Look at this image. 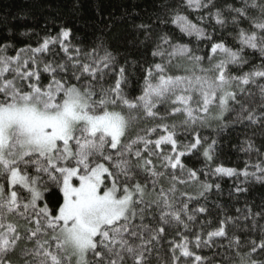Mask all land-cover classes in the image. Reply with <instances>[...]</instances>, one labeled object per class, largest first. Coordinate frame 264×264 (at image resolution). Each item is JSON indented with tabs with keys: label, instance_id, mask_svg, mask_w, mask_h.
<instances>
[{
	"label": "snow or ice",
	"instance_id": "1",
	"mask_svg": "<svg viewBox=\"0 0 264 264\" xmlns=\"http://www.w3.org/2000/svg\"><path fill=\"white\" fill-rule=\"evenodd\" d=\"M159 7L135 25L142 63L67 27L0 42V264H264V207L209 218L220 180L264 185V0ZM248 128L244 166L216 163Z\"/></svg>",
	"mask_w": 264,
	"mask_h": 264
},
{
	"label": "trees",
	"instance_id": "2",
	"mask_svg": "<svg viewBox=\"0 0 264 264\" xmlns=\"http://www.w3.org/2000/svg\"><path fill=\"white\" fill-rule=\"evenodd\" d=\"M164 2L165 0H0V42L11 43L16 48L29 44L35 47L45 35H56L61 27H67L72 29L71 40L74 44L82 42L83 45H89L99 38L119 53L121 62L126 57L129 61L142 63L152 59L151 46L139 44L143 33L138 32L135 25L152 23L150 17L161 11L159 5ZM191 18L195 19L194 16ZM164 30L174 31L171 26ZM176 35H180L178 31ZM182 42H188V38L184 37ZM192 43H195L194 38ZM228 43H233L231 38ZM133 91L134 94H139L135 86ZM253 132L259 133V130L229 129L222 133L219 136V158L216 163L242 168L247 156L239 152L236 146L245 135ZM206 134L213 135L211 132ZM254 138L258 146L264 145V137L257 134ZM186 163L189 167L200 168L203 166V157L190 158ZM219 182L221 191L217 193L214 190L209 197V218L219 219L221 209L216 207L218 204L226 206L229 215L233 216L237 215L236 209H243L246 203L254 211L264 207V185L252 184L246 186L249 188L248 192L237 194L234 191V179L224 178ZM258 223L264 224V219ZM240 227L243 228V224ZM247 235L257 241L260 238L258 231H249ZM247 251V248H242L241 254ZM257 258L264 259V255ZM233 260H238V257L233 256Z\"/></svg>",
	"mask_w": 264,
	"mask_h": 264
}]
</instances>
